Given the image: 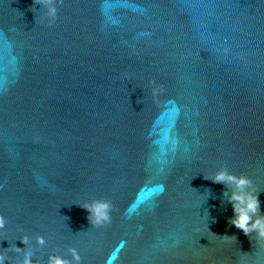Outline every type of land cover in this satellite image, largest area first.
I'll return each mask as SVG.
<instances>
[{
	"label": "water",
	"instance_id": "obj_1",
	"mask_svg": "<svg viewBox=\"0 0 264 264\" xmlns=\"http://www.w3.org/2000/svg\"><path fill=\"white\" fill-rule=\"evenodd\" d=\"M220 168L252 180L264 214V0H62L50 26L35 0H0L9 264L23 235L33 264L68 248L82 264H264ZM96 199L102 228L79 206Z\"/></svg>",
	"mask_w": 264,
	"mask_h": 264
},
{
	"label": "clouds",
	"instance_id": "obj_2",
	"mask_svg": "<svg viewBox=\"0 0 264 264\" xmlns=\"http://www.w3.org/2000/svg\"><path fill=\"white\" fill-rule=\"evenodd\" d=\"M35 3L46 10L50 26L57 17L58 4L62 3V0H35ZM205 179L208 178L205 177ZM211 180L213 183L222 184L225 187L231 186L232 191L228 197V203L232 206L234 216L229 223L246 236L255 234L257 241L264 240V214H261L258 193L253 187L252 180L244 175L231 174L227 168H220L214 173ZM79 206L89 213L87 219L91 226L102 228L111 223L112 205L109 201L96 199ZM5 226L6 219L0 216V229H5ZM223 237L235 240L234 237ZM20 239L25 248L12 246V251L17 254L22 253V259L18 260V264H33L34 249L29 247L33 238L23 235ZM34 240L37 247L43 248L46 244L45 238L41 235H36ZM0 264H9V257L0 254ZM47 264H82V258L76 248H68L66 255L50 253L47 257Z\"/></svg>",
	"mask_w": 264,
	"mask_h": 264
}]
</instances>
